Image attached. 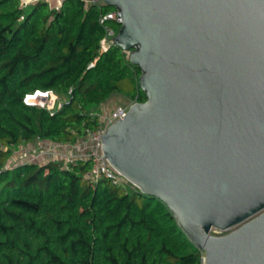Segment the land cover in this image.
<instances>
[{
    "label": "water",
    "instance_id": "95a60500",
    "mask_svg": "<svg viewBox=\"0 0 264 264\" xmlns=\"http://www.w3.org/2000/svg\"><path fill=\"white\" fill-rule=\"evenodd\" d=\"M102 1L146 97L108 128L104 158L204 264H264V0Z\"/></svg>",
    "mask_w": 264,
    "mask_h": 264
},
{
    "label": "trees",
    "instance_id": "16d2710c",
    "mask_svg": "<svg viewBox=\"0 0 264 264\" xmlns=\"http://www.w3.org/2000/svg\"><path fill=\"white\" fill-rule=\"evenodd\" d=\"M113 11L85 0L59 9L0 0V264H204L163 202L125 180L88 178L92 160L8 166L21 145L85 139L123 82L130 104L146 100L128 54L102 48L106 28L119 31L101 23ZM36 91L52 92L62 107L52 114L27 104Z\"/></svg>",
    "mask_w": 264,
    "mask_h": 264
},
{
    "label": "built area",
    "instance_id": "2783aa9c",
    "mask_svg": "<svg viewBox=\"0 0 264 264\" xmlns=\"http://www.w3.org/2000/svg\"><path fill=\"white\" fill-rule=\"evenodd\" d=\"M89 4L94 5H103L102 0H85ZM22 3L24 6H29L31 3L28 0H22ZM106 21H113L118 26L119 23H121L122 19L119 17V14L117 11H113L107 16H104L101 18V23H105ZM119 27V26H118ZM107 36L106 39L102 42V48L103 50H106L110 46H117V44L114 42V38L118 34V32L114 31L113 29L107 27L106 28ZM95 66V62L90 65V68H93ZM52 92L48 91H36L33 94L27 95L25 98V102L27 104H35L39 105L43 108H47L49 111H51L52 114L56 113L61 107L62 104L60 101L56 100V109L51 110L50 103L52 101L53 97ZM54 104V102H53ZM136 104V102L128 105V106H118L112 111H107L106 108L102 111V113H96L94 114V117H98L99 124L94 130H89L86 133L85 140L88 144V151L86 154V158L92 160L93 162V171L91 173L86 174L88 178L90 179H98L100 177H103L107 180H109L112 185H118L121 181L124 179L119 175V173L109 164V162L104 158L103 151H102V140L106 134V131L108 128L113 125L115 122L119 120H123L126 118L129 108ZM126 181V180H125ZM127 182V181H126ZM229 232H224L220 230H213L212 235L220 237L228 234ZM205 263V262H204Z\"/></svg>",
    "mask_w": 264,
    "mask_h": 264
},
{
    "label": "rangeland",
    "instance_id": "374dc122",
    "mask_svg": "<svg viewBox=\"0 0 264 264\" xmlns=\"http://www.w3.org/2000/svg\"><path fill=\"white\" fill-rule=\"evenodd\" d=\"M122 88V94L118 95L114 101L109 104V110L108 106L105 108L107 111H112L118 106H128L130 105V97H131V86L127 82H123L121 84ZM54 98V96L52 97ZM57 100V98H56ZM56 100L54 101V104H52L49 108L51 110L56 109L57 105ZM102 113V112H101ZM46 142V144H45ZM86 140H78L73 144H68V145H60V144H55L50 141H37L36 143H40V147L43 148L45 152V157L41 156L40 151L36 150V154L32 152V147L35 145L30 146V148L27 149L28 145H22L18 148H16L13 158L11 162L8 164V166H11L13 163H27V162H39V163H47L50 160H64L66 163L75 159H79L78 157L81 158H86V154L88 151V148L86 147ZM38 147V146H37ZM86 147V148H85ZM76 148H79L80 152L82 155L80 156H73V153L77 150ZM82 148V149H81ZM42 152V151H41ZM78 152V151H77ZM42 161V162H41Z\"/></svg>",
    "mask_w": 264,
    "mask_h": 264
},
{
    "label": "crops",
    "instance_id": "0c3cea01",
    "mask_svg": "<svg viewBox=\"0 0 264 264\" xmlns=\"http://www.w3.org/2000/svg\"><path fill=\"white\" fill-rule=\"evenodd\" d=\"M31 4H33V3H35V2H37V1H39V0H28ZM47 2H49V4H50V6H51V8L52 9H59L62 5H63V1L64 0H46ZM109 108L110 107H108V110H109ZM45 144H46V142H45ZM31 145H33V144H30V145H28V147H27V149L28 148H30V146ZM22 146V145H21ZM38 146V147H37ZM86 147L88 148V144H87V142H86ZM85 147V148H86ZM77 150L75 151V153H73V156H75V157H77V156H80V155H82V153L80 152V150H78L79 148H76ZM82 149V148H81ZM40 151V155L41 156H43V155H45V152L43 151L44 149L43 148H41L40 147V143H36L33 147H32V152H34L35 154H36V152L35 151ZM42 151V152H41ZM78 151V152H77ZM43 157H45V156H43ZM78 158H80V157H78ZM42 162V161H41Z\"/></svg>",
    "mask_w": 264,
    "mask_h": 264
},
{
    "label": "bare ground",
    "instance_id": "6f19581e",
    "mask_svg": "<svg viewBox=\"0 0 264 264\" xmlns=\"http://www.w3.org/2000/svg\"><path fill=\"white\" fill-rule=\"evenodd\" d=\"M55 98H57V97L54 96V98L52 99V101H51V103H50V106L53 104Z\"/></svg>",
    "mask_w": 264,
    "mask_h": 264
}]
</instances>
